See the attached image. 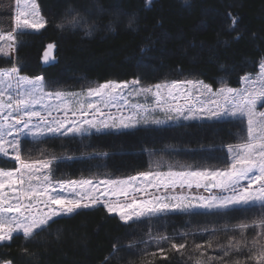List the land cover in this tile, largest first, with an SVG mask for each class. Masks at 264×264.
Wrapping results in <instances>:
<instances>
[{
    "label": "trees",
    "instance_id": "16d2710c",
    "mask_svg": "<svg viewBox=\"0 0 264 264\" xmlns=\"http://www.w3.org/2000/svg\"><path fill=\"white\" fill-rule=\"evenodd\" d=\"M38 2L46 26L18 35L15 57L0 56V66L15 65L22 73L41 75L50 89L80 90L110 80L138 79L150 84L183 78L199 79L213 88L222 84L238 86L242 76L257 71L264 60V0ZM5 3L0 4V24L9 28L12 5L7 0ZM69 8L75 9L79 16L66 15ZM70 16L76 24L66 25ZM117 17L116 31H108L106 25ZM132 17L135 23L129 28L128 20ZM231 17L236 18L234 27ZM61 23L65 25L63 29L58 27ZM93 23L94 34L86 35ZM49 44L55 45L56 60L43 62L42 55ZM215 125L222 128L214 132ZM227 125L225 121L183 123L176 126L173 136L165 137L170 141L165 146L159 144L164 140L158 133L161 128L146 126L114 133H90L80 138L49 137L29 143H46L51 148L48 155L52 156L104 153L55 163L52 172L55 179L106 174L115 177L148 169L150 161L143 151L150 148L168 147L156 150L166 160L184 154L189 165L195 161L194 165L219 166L218 157L223 156L219 146L234 141ZM161 131L163 134L169 130ZM174 141L182 144L175 146ZM9 166L10 160L0 156V167ZM252 210L260 211L257 205L220 212H172L125 224L103 206L82 209L78 214L54 218L50 227L34 239L14 235L10 242L0 245V263L196 264L195 244L203 246L200 251L205 252V257L200 258L205 259L222 255L215 245H226L230 237L250 243L254 228H248L243 236L234 228L240 222L251 221ZM180 233L189 234L186 248L180 252L171 249L169 243L157 246L153 241L154 237L166 235L176 237L174 242L180 244L184 242ZM213 235L216 237L213 248H208L207 241ZM248 255L245 249L213 264H236V261L256 264Z\"/></svg>",
    "mask_w": 264,
    "mask_h": 264
},
{
    "label": "snow or ice",
    "instance_id": "6c2138e0",
    "mask_svg": "<svg viewBox=\"0 0 264 264\" xmlns=\"http://www.w3.org/2000/svg\"><path fill=\"white\" fill-rule=\"evenodd\" d=\"M17 15L15 19V32L8 33L6 36L0 33V41H7V44H0V55L8 56V49H14V42L20 34H27L30 30H38L44 28L47 21L39 13V5L36 0H16ZM66 15L79 16L75 9H66ZM39 17V19H37ZM119 17L115 20L109 21L106 25L108 31L115 32L118 26ZM71 23V21H70ZM135 23L134 17L129 18L127 27L131 28ZM231 24L234 27L236 18L231 17ZM59 28L65 27L64 23L58 25ZM96 26L93 23L88 27L85 34L93 35ZM239 37H237L238 39ZM55 47L53 44L47 46L48 51L44 54V60L48 62L51 57V50ZM20 69L17 66H12L7 70H0V154L8 155V150L5 144L14 152L13 159L18 162L19 167L14 171L0 170V245L10 242L14 234H22L25 240L34 239L41 232L46 231L50 227V222H54V218L70 216L78 214L79 210L91 209L98 206H103L108 213L118 212L119 219L125 223L135 222L144 217H156L160 214L169 211L187 212L200 208L207 211H226L228 209L244 208L249 209L253 206H259L262 215L253 220L251 223H240L235 226L234 230H238L241 236L248 228L258 229L256 237L249 243L247 241H237L235 236L230 237L227 244H217L216 248L220 250V256H207L205 259V252L201 244H195L193 251L198 252L196 264H213V261H224L225 257H229L232 253H240L247 250L249 260L256 261V264H264V111L259 112L260 120H256V108L258 102L260 107H264V62L260 63V72L257 76L251 75L244 77L247 87L243 89H234L228 87H221L216 93L217 99H209V103L215 105L214 109H208L210 118L217 120L225 117H243L246 119V138L239 144L230 145L228 152L231 155V163L226 169L221 170H196L183 172H142L138 176L128 177L126 180H103L99 184L109 186V191L112 185L127 186L130 182H135L139 177L148 179L155 177L160 184L165 188L168 187H183L187 185L191 187L193 183L197 187H211L219 189L221 195H210L208 197L200 196L199 204L182 203L186 197L180 196L171 197L176 203L165 202L166 198L157 197L155 199L137 200L133 196L130 203L113 204L107 199L101 200L96 195V189L99 185H93L92 180L82 181H68L58 182L61 188L65 184L76 185L79 184L81 188L84 186H92L86 192L80 194L79 198L69 199L62 192H56L52 187L50 179V172L43 175L41 170H50L52 161L49 159H40L30 161L22 158L20 140L16 138L20 133L27 131V134L33 138H39L48 134L53 136L68 135L69 133L81 134L88 132L89 129H96L102 131L109 128H129L133 127V123H126L122 118L119 123H107L100 121V125L93 120L84 119L82 122L71 121L67 119H54L48 121V117L52 116V111L63 108L65 117L68 111H72L73 115L79 111L81 116H87L89 112L86 109H95L100 112V108L95 103L90 101L81 102L79 100L70 101L75 103L77 107L70 108L69 103H63L58 106L43 104L45 96L55 95L57 99L67 96H76L77 94H65L63 92L45 93L43 89V77L37 76L34 79L26 76H21ZM13 81H15V94L9 92L14 88ZM129 83L133 86L131 91L136 95L144 94L147 96L153 93L160 103L161 88L169 89L168 95L172 96L171 89H179L182 84L199 86L206 92L211 93L210 85L204 84L203 81H173L171 84L153 85L151 87H136L140 84L139 80L131 82L115 83L106 82L96 88H89L87 90L88 97H99L104 106L110 104L115 105L120 103V99L124 97V93L119 92V89H127ZM23 85H30L29 88H24L20 91ZM203 94V93H201ZM5 97H7L5 99ZM127 101L125 100V103ZM201 104V111L207 107L203 101ZM86 104V108H85ZM42 106L47 110V115H42L41 112L36 111V106ZM135 108V105L132 106ZM194 105L188 108L189 112L194 111ZM183 106L167 105L168 111H175L178 114H183ZM103 114V113H101ZM39 118L40 124L32 125V119ZM113 120L114 117H111ZM194 118V116L186 117ZM129 121L133 117L127 118ZM7 122V123H5ZM146 122V121H145ZM161 123V121H154ZM87 125V127H85ZM22 126V127H18ZM15 132L16 135L13 133ZM7 136H13L11 141L6 139ZM5 178L7 180L5 181ZM247 183H243V182ZM204 182H211L206 184ZM259 184V187L252 191V186ZM8 187L14 195L9 197L8 193L4 191ZM19 186V187H17ZM140 191V188L136 189ZM109 191H105L103 195L109 196ZM54 193V194H53ZM115 195L116 193H112ZM120 195L129 197L130 193L124 187L120 188ZM87 202H83V201ZM42 205V208L37 207ZM46 209V210H45ZM188 233H180L179 237L184 240L183 243H175L176 237L160 235L153 238V241L159 246L162 243H169L170 248L180 252L185 249L187 245ZM215 235L207 241L208 248H213V239ZM134 247V245H129ZM115 250V249H114ZM163 251V249H160ZM226 264V262H225ZM239 264V261H236Z\"/></svg>",
    "mask_w": 264,
    "mask_h": 264
},
{
    "label": "rangeland",
    "instance_id": "374dc122",
    "mask_svg": "<svg viewBox=\"0 0 264 264\" xmlns=\"http://www.w3.org/2000/svg\"><path fill=\"white\" fill-rule=\"evenodd\" d=\"M6 0H0V4H4ZM9 3L11 2L12 8H11V18H12V23L10 25L9 28H5L4 26H2L0 24V33L4 34L5 36L8 33H13L15 32V19H16V15H17V8L19 7L16 4V0H7ZM37 4L39 5L38 0H36ZM6 5V3H5ZM39 13L40 15L45 19V17L43 16L41 10H40V5H39ZM37 19H39V17H37ZM76 24V20L75 18H73L72 16L66 18V25L67 24ZM42 29V28H41ZM41 29L38 30H30V31H40ZM0 44H7V41H0ZM15 46L14 49H8L9 51V55L8 56H3L0 55L2 57L5 58H14L16 55V49H17V39L14 42ZM48 46V45H47ZM48 51V48L46 47V49L43 52L42 55V60L43 62H46L44 60V54L45 52ZM51 57L52 59H50L49 61H53L56 60V58L54 57V48L51 50ZM48 61V62H49ZM261 62H264L261 61ZM260 62V63H261ZM260 63L258 66L257 71L255 72H251V73H246L245 75L242 76L240 84L238 86H230V85H226V84H222L221 86H218L217 88H213L211 86L212 92H206L203 89L199 88V86H192V85H187V84H182L179 86V89H171L173 95L169 96L168 95V91L169 89L166 88H161L160 92H161V101L160 103H157V99L154 95L155 89L153 90V93H149L147 94V96H145L144 94H140V95H136L135 93H133L131 91L132 89V85L129 83V86L127 89H119V92L124 93V97L122 99H120V103H117L115 105H109L107 107L104 106L103 102L100 101L99 97H88L87 96V90L89 88H96L99 85H102L106 82H115V83H123V82H131L134 80H138V79H131L128 81H114V80H110V81H105L102 83H93L90 86H87L83 89L80 90H58V89H50L48 87H46V85L44 84L43 81V89L45 93H56V92H63L65 94H77L76 96H65L61 99H57L55 97V95H51V96H45L44 100H43V104L46 105H52V106H58L61 105L62 102L63 103H69L70 101H75V100H79L81 102H85L90 101L92 103H95L97 105L98 108H100V112H96L95 109H86L89 114L87 116H81L80 112L77 111L75 112V114L73 115L72 111H68L67 113V117H65V111L63 110V108H57L56 110H52L47 109V110H51L52 111V116L48 117V121H52L54 119H67V120H71V121H79L82 122L84 119H88V120H95L97 122L98 125H100V121H105L109 124L111 123H119L120 119H124L126 123H133L134 126L133 127H129V128H109V129H104L102 131H96V129H89L88 132H84L81 134H75L78 138H80L82 135H87L90 133H102V132H118V131H122V130H128V129H134L136 127H156V128H167L169 131L168 133H163L161 134L163 131H161V129L159 130V135L162 136L164 138V140H161L159 142L160 146H165L166 143H169V140H166L165 137H171L174 135V133L177 131L176 126L178 125H182L183 123H207V122H217L220 123V121H225L228 125L229 130L231 131V137L234 138L233 142L224 144L219 146L220 150L223 151V156L221 155V157H218L217 161H220L221 164L219 166L214 165H200L199 163H197V165H194V163H191L192 165H189L187 163V158H184V154L181 157H176L173 156L172 158L169 159H165V156L162 155H158L156 150H162V149H169L167 148H160V149H156V148H150L147 150H144L143 152L146 154L147 159L149 162V168L140 172H136L133 174H129V175H123V176H111V175H103V176H97V177H81V178H67V179H55L52 176V172L55 170V163L62 161V160H72L74 158L80 157V158H84V157H90V156H94V155H104L103 152L100 153H86V154H77V155H71V156H52V155H48V153L50 152L51 148L50 146H48L46 143L42 144V143H29V141H37V140H44L46 138L49 137H64L65 135H45L39 138H33L32 136L27 134V131L25 130V132L20 133L19 135L16 136L17 139L20 140V147H21V154H22V158L26 159V160H30V161H36V160H40V159H49L52 161L51 164V168L50 170H41L40 174L43 175L45 173L50 172V179L52 181V187L55 189L56 192H62L63 195H65L66 197H68L69 199H75V198H79L80 194L86 192L89 188H91L92 186H84V188H81L79 186V184L76 185H71V184H65L63 188H61L59 186L58 182H68V181H82V180H92L93 181V185H99V187L96 189V195H98L100 197L101 200H105L107 199L110 203L115 204H124V203H130L131 202V198L134 196L135 199L137 200H145V199H155L157 197L160 198H166L165 202L167 203H176L177 201L172 200L171 197L176 196V197H186L187 199L184 200L182 203H189V204H199L201 201L198 199V197L200 196H205L208 197L210 195H221L223 193L220 192L219 189H213L211 187H197L195 185V183L192 184L191 187H188L187 185H184L183 187L180 186H176V187H168L165 188L162 184L159 183V181L155 178V177H150L148 179H145L144 177H139V179L135 182H130L129 185L127 186H120V185H112L111 190L109 191V186L105 185V184H99L100 181L103 180H126L128 177L131 176H138L139 173L142 172H164L167 173L169 171L172 172H183V171H196V170H203V169H208V170H221V169H226L230 163H231V155L228 152V147L230 145H236L241 143L245 138H246V119L243 117H236V118H231V117H225L224 119L221 120H217L215 118H210V114L208 109H214L215 105L209 103V99H217V95L216 93L219 92V89L221 87H228V88H234V89H243L245 87H247V83L244 81V77L246 76H257L260 72ZM14 66V65H12ZM12 66H6V67H2L0 66V70H7L10 69ZM21 76H26L29 78H35L37 76H41V75H36V76H31L25 73H22L20 71L19 73ZM187 80H193V81H202L199 79H195V78H183V79H171V80H163V81H158V82H153L150 84H143L140 82V84L136 87H151L153 85H164V84H171L173 81H187ZM204 82V81H203ZM14 84V88L10 89L9 92L11 94H15V81H13ZM204 84H207L204 82ZM209 85V84H207ZM31 87L30 85H23L20 88V91H23L24 88H29ZM203 93V94H201ZM7 97H5L6 99ZM125 100L127 101L125 103ZM200 101H203L205 103V105L207 106L205 108V110L201 111V104L199 103ZM172 105L173 107L177 106V105H181L183 106V114H178L175 111H168L167 110V105ZM135 105V108H133L132 106ZM195 106L194 107V111L193 112H189L188 108L190 106ZM69 107L70 108H75L77 107V105L75 103H69ZM85 108H86V104H85ZM36 111H39L42 113V115H47V110L38 105L35 108ZM264 111V107H260L259 106V102H258V107L256 108V112L257 115L255 117L256 120H260L261 117L259 116V112ZM103 113V114H101ZM190 116H194V118H186V117H190ZM111 117H114L115 119L113 120ZM128 117H133L132 121H129L127 118ZM2 119V118H0ZM161 121V123H155L154 121ZM146 121V122H145ZM7 123V122H5ZM32 125H37L40 124V120L39 118L34 117L31 121ZM225 125V124H224ZM218 126V124H217ZM18 127H22V126H18ZM85 127H87V125H85ZM216 127V125L214 126ZM220 128H222L221 126L216 127V129L214 128V132H218L220 130ZM185 132H187V130H184ZM165 132V131H164ZM14 135L15 132L13 133ZM69 135H73L71 133H69L66 136ZM6 139L8 141H11L13 139V136H7ZM151 143V141H150ZM153 143V142H152ZM172 144H177L175 146H179V144L182 143H177V141H174V143L172 142ZM89 145V143H88ZM170 146V145H169ZM5 147L8 150V155L5 156L4 154H0V156L10 160L11 162V166L9 167H0V170H4V171H14L16 168L19 167L18 162H16L13 157H14V152L13 150L9 147L8 144H5ZM182 148V150L184 151V149L186 150L187 148H183V147H175V150ZM37 149V150H35ZM214 154V153H213ZM194 159V158H193ZM7 180V178H5V181ZM206 184H210L211 182H204ZM243 183H247L246 181ZM19 187V186H17ZM124 187L127 191H129L130 196L129 197H125L123 195H120V188ZM259 187V184H254L252 186V191H255L257 188ZM140 188V191H137L136 189ZM4 191L6 193H8L9 197H11L12 195H14V193L11 192V190L6 186ZM105 191H109V196L105 197L103 195V193ZM116 193L115 195H113L112 193ZM54 194V193H53ZM83 202H87L86 200ZM37 207L42 208V205H37ZM46 210V209H45ZM230 210V209H228ZM192 211H197V212H208L207 210L204 209H194ZM227 211V210H226ZM172 212H181V211H169L166 213H172ZM190 212V211H187ZM209 212H213V211H209ZM253 212V213H252ZM259 212V213H258ZM163 213V214H166ZM247 213V212H246ZM257 213V214H255ZM113 215H116L119 217L118 212H113L110 213ZM160 214V215H163ZM251 214L253 216L252 220L248 221V222H240V223H251L253 220H256L257 218H259V215H261V211H256L255 210L251 211ZM145 218V217H144ZM239 223V224H240ZM257 231L258 229H254V234H253V238L256 237L257 235ZM15 235V234H14ZM0 264H10L9 262H2Z\"/></svg>",
    "mask_w": 264,
    "mask_h": 264
}]
</instances>
